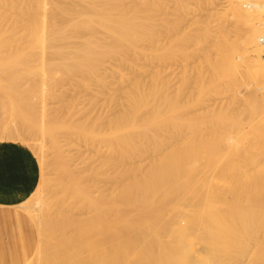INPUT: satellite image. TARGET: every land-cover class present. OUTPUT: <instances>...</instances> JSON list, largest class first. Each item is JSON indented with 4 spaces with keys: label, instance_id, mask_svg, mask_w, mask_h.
I'll return each instance as SVG.
<instances>
[{
    "label": "bare ground",
    "instance_id": "bare-ground-1",
    "mask_svg": "<svg viewBox=\"0 0 264 264\" xmlns=\"http://www.w3.org/2000/svg\"><path fill=\"white\" fill-rule=\"evenodd\" d=\"M4 1L5 3L7 2L8 7L11 5V3H9L11 0H2L3 3H1L3 6ZM31 1L28 2L26 6L33 5L34 7H31L32 10L28 8L29 11L27 10L26 14L19 8L20 6L17 5L19 8L17 13H23H19L21 15L17 17L13 14L10 18L13 19V23H15L14 20L20 17L19 20L16 19V21L18 20V22L21 23L20 25L18 23L17 26L25 29L21 30L24 35H19L21 33L17 31L16 33H18V35L14 32L15 38L11 39L10 36L9 38L7 37L9 33L8 30L0 29V36H2L0 39V46L11 47V45H21L23 54L20 53L21 57L19 60H23L22 62H24L25 65L26 63L32 65V63L27 61L32 60L33 55L30 56L31 50H34V55L39 52L35 56L37 59H39L38 55L40 52L42 54L44 53V57L47 53L48 55L46 57L52 54V56H50L51 60L49 58L44 59L50 60L49 62L46 60L48 63L54 61L53 63H56V67L54 66V68L57 69L53 68L54 64L51 66L44 64L47 66L44 67L46 71L43 69L44 73H46L44 76H46L47 73L49 75L46 76L47 78L43 77L46 79L43 82L44 86L39 85L38 88H45L47 86H45V84H49L52 80H58V82L62 84H60L62 87L60 90L62 91L64 88L63 91L68 89V92L71 89L69 88V81L67 82L65 78L63 80L67 83H63L64 81H62V78L66 77L65 75L67 74L65 73L71 74L70 71L77 73V71H75L76 68L80 74L79 76L72 75L71 78H74L75 81H73L75 83L76 80H80L81 82H79L82 85L87 77H91L90 80L93 79L92 77H95L96 80H100V72H98L100 69L98 70L97 66H99V68L101 66V68L105 70L107 67H110L107 68V70L110 71L111 66L112 68L118 66V64L113 66L109 62L110 60L113 59L115 61L113 62L112 60V63L122 60L125 61L132 43L140 39L143 33V16H133V12L136 11V14L138 12L137 7L133 6V9L129 8L130 6L126 3V0H74L75 2L70 0L71 3L74 2L72 5H70L71 3L69 0H65V2L64 0ZM14 2H16V4L17 2L20 3V1L16 0H14ZM68 2L70 4H68ZM1 3V9L5 10L4 8H6V6L3 8ZM20 5H22V3H20ZM41 5L45 8L47 15L43 14L45 10L40 9ZM229 5L233 8L241 22L242 32L240 34V40H242L244 49L240 56L243 63H245L248 69L255 71L259 70L264 73V0H229ZM21 7L22 9L24 8L23 5ZM139 8L140 7H138V10ZM69 15L71 17H69ZM7 16L9 15L5 11L2 12V10H0V19L3 18L6 20L5 18ZM3 19L0 21V26L4 22ZM10 19H8V21L6 20L5 23H7V25L12 24V22L10 23ZM20 28L18 29L20 30ZM11 29L16 30L15 28H10V30ZM26 31L28 32L25 33ZM99 34L102 35L99 36ZM23 41L24 43H22ZM17 48L19 50V47ZM26 48V52H28L27 54H29L30 57L25 53ZM0 50V56L2 55L1 57H5V49ZM49 51L51 52L50 55ZM14 52V56L16 54L17 56L19 55L16 53L18 52L17 50ZM42 54L41 56H43ZM102 54H108V56H110V60H107L108 65L111 64L110 66H103L104 64L106 66L107 63H105V55L104 62ZM1 57L0 59H4V61L0 60V64L13 60L11 55H9L10 60H5L6 57ZM24 57L28 59H24ZM99 58H102L103 61H100L101 65L98 64ZM43 60H40V62ZM9 62L7 64H9ZM16 62L18 61H14V64L12 63L14 68L18 67L20 69L21 66L23 67V65H20V67L16 65ZM66 62L71 63L66 67ZM57 63L61 67L63 66L64 72L61 71L62 74L64 73L65 75L59 74L61 72H59L60 69ZM12 64L10 63V65H8L10 66L9 68H11ZM35 64L34 62L33 65L37 67ZM40 64H42V62ZM40 64L38 62V65ZM96 64L98 65L96 66ZM8 66L5 64L6 68ZM92 66H96V68L94 69ZM1 67L3 69V66ZM30 67L26 65L25 70L29 68L35 73L34 68L38 69V72L41 66L38 68ZM50 67L52 70L48 69ZM89 67L93 69H89ZM29 69L27 70L28 72ZM47 69L50 73L55 70L56 75L55 72L51 75ZM80 69L82 73L79 72ZM116 69H118V67H116ZM56 70H58L59 73ZM114 70L111 69V72H114ZM119 70H117V72ZM21 71H24V68H22ZM13 72L14 71H11V73ZM39 72L43 73V71ZM117 72L115 71L114 73ZM86 73L87 76H85ZM5 74L6 73H4V75ZM36 74L37 73L34 75L32 73L31 77L40 78V80H42V76L40 77ZM4 75L2 74V77ZM53 75L62 76V78L59 79L57 77V79L55 76L52 78ZM80 75H82V77L78 79ZM49 76L52 79L49 80ZM31 77L29 76V78L33 80ZM4 80H6L4 85L8 84V79ZM1 81H3V79ZM56 81H53L55 85H59ZM53 82L51 85H54ZM33 83L34 80L30 82L29 85H31L34 90V88H36L35 86L38 85H36L35 81L34 86H32ZM15 85H18L17 82ZM55 85L52 87L54 90L57 87H55ZM73 85L71 84L70 87H74L77 83ZM172 85L176 87L172 89V87H174ZM233 85L227 87V90H229L228 92L233 91L234 93V89L238 92V89L241 88V86H237L238 84ZM3 86L0 85V88ZM24 86H21V88L23 89ZM63 86H68V88L65 89ZM25 88L28 93L32 90L29 86ZM28 88H30V90ZM247 88H249V86H247ZM46 89L42 90L46 91V93L49 92ZM4 90L5 88L3 87L1 91L4 92ZM56 90L59 91L58 88ZM180 90V86H177L176 83H171L170 85L168 81L163 82L162 107L164 110L162 115H157L153 119V123L156 124V127H161L160 125L163 119L169 115L171 119L174 120L172 123L173 127L178 125L179 121L176 113H178L186 103V99L183 101L180 98L183 94ZM10 91H8L9 93H5L7 95L9 94V97L11 96ZM40 91L37 93L39 94ZM61 91H59V94L63 92ZM240 91L242 90L240 89ZM20 92L19 94L21 95ZM237 92H235L234 95L238 98ZM2 93L1 95L3 96ZM37 93H35V95H37ZM241 93L238 92V95ZM16 94L17 92H15V96ZM53 94L54 98H57V95H59L57 92H53ZM62 94L64 95V93ZM62 94L59 96L61 97ZM26 95L27 98L31 100L32 95L30 97H28V94H25V96ZM41 95L42 93L40 94V98ZM53 96L50 97L53 98ZM9 97L5 98L8 100ZM60 97L58 101L62 99ZM1 98L3 99V97ZM45 99L47 98L45 97ZM77 99L80 100V98H76L75 100L77 102ZM242 99L244 100L242 109L233 114L231 118L220 116L211 122L210 120L206 121L208 117L205 113L209 112V110L206 111V107H200L201 110L205 108L202 111H200L199 108H193L194 112H196L193 116V125H196V129L199 128L197 131H200L201 134L204 131H207L206 133L209 134L208 137L205 132V135H200L201 141L209 142V140H213L218 144L225 145L227 149H229L228 147H230V144H234L235 140V144H237L239 140L235 139L234 135L233 137H231L232 135L230 137L228 135L219 137L217 135L218 131H221L223 128H230V132L241 130L244 128L243 114L246 112L250 113L252 115V121V117H254L257 122L256 125H253L255 128L253 131L254 135L248 142L250 148L246 149L247 151L250 149L256 151L254 156L255 166L251 171L241 172L240 168L236 169L235 165L231 167L232 169L229 172L226 170L224 171V164L222 163L224 158H219L218 155L220 151H217L216 156L220 160L218 161V172L215 177H143L142 179H135V181L118 182V184H114L110 187L109 192L104 195L102 201L103 205H101V199L98 194L99 189L95 184L91 183L89 177L95 174V166L83 158L76 163V161H74L75 159L73 160L72 157L75 163V165L72 166H76L79 176L75 174L76 177H74V174L72 175V183L71 185L65 186L63 190L65 195L62 196L63 198H60L58 195L60 194L59 189L56 184H53L54 181L50 179L52 183L50 182L51 184L49 185L46 182V185H49L45 186L47 187L46 189H43L42 186L39 185L27 200L18 205L35 224L38 225L39 223V238L36 251L41 257L38 260V264H55V262H57V264H264V84L258 85L253 92H248ZM24 100L20 101L22 104L18 103V105L20 104L23 108L25 106L23 103L27 102L28 99H26V101ZM75 100L70 101V99H67V112L64 111L65 114L61 113L53 116L50 114L48 116L46 114L48 113V104H45L43 100L41 102L42 105L44 103L43 106L41 105V120H39L40 122H35V117L32 116L34 122L38 124L36 126L30 124V132L41 134L40 136H42L44 140L46 139V141L50 142V145H56V143L60 141V134L67 135L72 143L73 140L76 139L75 137H80L83 132L87 131V127L90 125V123L79 119L80 117L78 114L82 113L80 112L82 109L77 106L78 103H76ZM0 102H2L1 106L5 103L4 100ZM59 102L62 103L61 100ZM8 103L10 104V102ZM60 105L61 104L58 106L60 107ZM23 108L21 110L22 112L24 111ZM82 108L84 109V107ZM4 109H6V106H4L3 110ZM16 110H18V107ZM49 111L51 112V110ZM22 114L20 115L22 116ZM131 115L132 112L129 110V107L125 105L122 106L120 113L109 115L107 121L109 128L112 130H123L135 124L131 122ZM161 116H163V118ZM36 119L40 118L37 117ZM15 123L16 125L19 124L18 122ZM146 124L150 126V120L147 119ZM18 126H16V129L18 128L19 131L17 130L15 133H13V130V132H11L12 128L6 130L5 128L7 127H5L4 131L0 133V139L3 135L7 138L10 134L12 135V139H8L16 140V138H21L23 135L17 136L15 139V136H13V134L18 133L25 134L24 131L26 130L22 128L24 130L21 131ZM5 131L11 133H5ZM29 134L28 132L27 135L30 136ZM26 137L21 140L29 139V137ZM31 138L32 137H30V142ZM36 139L33 137L32 141ZM34 141L33 143L31 142L32 147L35 145V148L33 147L34 150L38 149V155H40L41 152L42 158L44 157L45 159V161H43V159L41 160L46 162L47 156L45 152L47 151L44 148L43 141L41 142L42 146L41 144L39 146L40 152L39 148H36V146L38 147L37 143ZM66 142L65 140V143ZM74 142H76V140H74ZM74 146L75 145H73V147ZM72 156L75 155L72 154ZM76 158L78 160L80 159L78 157ZM250 158L251 157L246 156L243 160L246 167L251 164ZM73 161H69L68 159L67 162L73 163ZM60 162V166H62L63 160ZM68 163L66 165H69ZM63 168L66 167L63 166ZM63 168H61V170ZM69 168L70 167L67 166V169ZM75 172L77 171L75 170L72 173ZM67 174L68 173H66V175ZM69 174H71V172H69ZM65 181L68 182V179ZM164 183H167V185L170 184L171 186L162 188ZM172 184H174L175 187L172 186ZM159 185L161 188H159ZM170 187L175 188L176 200H180L183 194L190 195L186 202H183L184 204L166 202V198L170 197L172 194ZM46 190V194L49 193L48 197L44 194ZM62 194L63 193L60 195ZM85 197L86 202L83 203L82 199ZM32 198L35 200L34 204L30 203ZM163 200H165V202H163ZM44 202L46 203L45 205H43ZM62 204L63 208H61ZM58 215L60 220L56 218ZM13 217L16 218L17 216ZM19 219L21 218L19 217ZM7 259L9 260V258ZM57 260H60V262Z\"/></svg>",
    "mask_w": 264,
    "mask_h": 264
},
{
    "label": "rangeland",
    "instance_id": "rangeland-1",
    "mask_svg": "<svg viewBox=\"0 0 264 264\" xmlns=\"http://www.w3.org/2000/svg\"><path fill=\"white\" fill-rule=\"evenodd\" d=\"M16 1H20L24 8L22 9V5H20V3L18 2L16 4L14 0L13 3L12 0L11 2H9L11 3L9 8L7 2L5 3L4 1L3 6V2L2 0H0V3L2 2L1 5L3 6V8L6 6V8L8 9L7 11L6 8H4L5 10H3L0 7V10H2V12L5 11L9 15L5 18L7 21L13 16V14H15V16L17 17L18 15H21L19 13H26L28 8H30L29 10H32L31 7H34L33 5H28L29 7L26 6V4H28V2H30L31 0ZM126 1V3L130 6L129 8L133 9L134 7H137L138 12L137 14L136 11L133 12V16H143L144 18V28L140 39H137L132 43V46L130 47L127 54V59L125 61L122 60L116 63H112L113 59L110 60V56H108V54H104L106 57L105 62L104 55L102 54L105 63H107V60L109 59L110 61H108L113 66H116L115 64H118V66H116L118 67V69H116V67L112 68L111 66L112 70L115 69L114 72H117V70L119 69L120 70L117 73H114L112 71V73L111 69L110 71L107 70V68H110L107 66L111 65H108V63L106 66L105 64L103 65L104 67H107L106 70L104 68H101V66L99 68V66L97 65H101L100 61H102V58H99L100 60L99 62L97 61L98 64H96V66L98 70L100 69L98 71L101 75H99L100 80H96L95 77H92L93 79L90 80L91 77H87L84 84L81 85V81L79 80V82L76 80L77 85H75V80L71 77L72 75L79 76L80 73H78L77 68L74 69L75 71H77L78 75L77 73L70 71L71 74L65 73L67 74L65 75L63 73L66 76L63 78L62 76H55V70L50 73L48 69H52L51 67L48 68L47 71L51 75L55 72V75H53L52 78L54 76L55 78H62V81H64L63 83H67L69 81V88L71 89L67 92L68 86H63L67 90L63 91V88L62 92L60 90L62 89V87L60 86L61 83H59L58 80H52V82L56 81L59 84L55 85V83L53 82L55 87L57 86L55 90L58 88L59 91L64 93V95L66 94L65 96L62 93L59 94V91L56 90V92L59 95L62 94V96L60 97L56 94L58 97L54 98L53 95L55 94H53V92H56L54 88H52L54 87V85H51L52 82H50L49 84H45V86L47 85L50 88L47 86L45 88H38L39 85L42 86L44 84V80H46L43 77L47 78L46 76L49 75L47 73V75L44 76L46 74L44 73V70L46 69H44V67H47L45 65L48 64L51 66L54 64V61L48 63L51 60L50 56H52L50 51L49 55H51L49 57H46L48 53L44 57V53L42 54L40 52V54L38 55L39 59H37L35 56L39 52L35 53L34 55V50H31L30 56L33 55V61L27 60L29 61V63H32V65L26 63L28 67H30V65L33 68L36 67L33 65L34 62L36 63L35 65H37L36 68L41 66L39 68V71H43V73H40L38 71V74V69L34 68L35 73H37L36 75L40 77L42 76V80H40V78L31 77L32 73L35 75L34 71L29 68L25 70V63L22 62L23 60H19V58L21 57L20 55L23 54V48L21 47V45H11V47L0 46V49H5L6 53L4 52V54L6 58L3 56L5 60L9 59V55L13 57L12 61L10 59V62L6 61L7 63L9 62V64H0V79H3V81L0 80V85L3 86L6 82V80L4 79H8V84H6L7 88L6 85L3 86L5 88L4 92L1 91L3 87L0 88V95L3 92V96L1 95L0 99L4 100V102L6 103V105L4 103V105L1 106L2 102H0V133L4 131L5 127H7L5 128L6 130H10L12 128L11 132L14 131L13 133H15V131L18 130V128L16 129V126L18 125L21 131H23L24 129L26 130L24 131L26 135L19 133L13 134V136H15L14 139L17 136L25 135L24 137L22 136L19 139L16 138V140H11V132L9 133V131H5V133H9L11 137L8 134L9 137L5 138L6 136L2 134L4 138L2 136L3 139L1 138L2 140L0 139V141H17L27 145L30 149H32V151L38 158L39 165L41 168V179L39 185H41L43 189H46L47 187L45 186H49L52 181H54L53 184H56L57 188L59 189V193H63L62 195L58 194L60 198H63L62 196L65 195L63 192L65 186L71 185L73 180L72 175L74 174V177L78 175V170L76 169V166H72L75 165L74 161H76L77 163L82 158L85 159L87 162L91 163L96 168L95 174L90 175L89 177L91 179V183L95 184L99 189L98 194L101 199V205H103L102 201L104 195L109 192L110 187H112L114 184H118V182L123 183L126 181H135V179H142L143 177H215L217 176L218 172V161L221 157L224 158V160L222 159V163L224 164V171L226 170L229 172L232 169L231 167L233 165L236 166V169L240 168L241 172L249 170L251 171L255 166L254 156L256 151L254 149H250L249 151H247L246 149L250 148L248 142L249 139L252 138L254 135L253 131L255 128L253 127V125H256L257 122L255 121L254 117H252V121V115L250 113L246 112L243 114L244 128H242L241 130H238L237 132H230V128H223L221 129V131H218L217 135L219 137H225L226 135H228L229 137L232 135L231 137H233L234 135L235 139L239 140V143L237 144H235V140V145L230 144L232 143L230 142V147H228L229 149H227L225 145L218 144L213 140H209V142L201 141L200 135H205L207 131H204L205 133L203 132L201 134L200 131H197V129L199 128L196 129V125H193V116L196 113L194 112L193 108H199L200 111H202L205 108L201 110L200 107H206V111L209 110V112L205 113L208 117L206 121L210 120L211 122L212 120L220 116L231 118L233 114L237 113V111L242 109L244 104V100L242 99L243 96L245 97L250 91L253 92V90L257 88L258 85L264 84V73L259 70L255 71L248 69V67L245 65V63H243L241 59L240 55L242 54L244 49L242 40H240V34L242 32V28L240 25L241 22L237 14L234 12L233 8H231V6L229 5V0ZM70 3L68 2V4ZM73 3H71L70 5H72ZM17 5L20 6L19 8L23 12L17 13L19 11ZM42 7L43 6L41 5L40 9L45 10V8ZM138 7H140L139 10L142 13L138 10ZM46 13L47 12L45 10L43 14L47 15ZM69 17L71 16L69 15ZM16 19L19 20L20 17ZM16 19L14 20L16 24L13 23V19H10V23L12 22V24L10 25H7V23H5L6 20L3 19L4 22L0 26L1 30H8V38L9 36L11 37V39L15 38L14 34L17 31L21 33L19 35H24L22 34L23 31L21 32L23 28L17 26L19 22L18 20L16 21ZM20 24L21 23H19V25ZM5 25H7L8 27ZM10 28H15L16 30H10ZM18 28H20V30ZM27 32L28 31H26L25 33ZM16 34L18 35V33ZM100 35L102 34H99V36ZM1 37L2 36H0V39ZM22 43H24V41ZM17 47H19V50ZM20 47L22 48V50ZM10 48H13L14 51L17 50L18 52L16 53H18L19 55L17 56L16 54L14 56L15 52L13 51V49L11 50ZM26 50L27 48L25 49V53L27 54L28 52H26ZM41 54L43 56H41ZM27 55L29 56V54ZM25 58L28 59L27 57H24V59ZM35 58L37 59V61ZM44 58H49L50 60L48 61V59H46L48 61L46 62ZM40 60H43L41 61L42 64H40ZM1 61H4V59ZM14 61L19 62L15 63L16 65H19V67L20 65H23V67L21 66L20 69L22 70V68H24V71H21L18 67L14 68ZM38 62L40 65H38ZM113 62L115 61L113 60ZM10 63H13V66L11 65V68H9L10 66H8L10 65ZM70 63L66 62L65 66H69ZM5 64L8 66L7 68L5 67ZM55 64L53 65V68ZM1 66H3V69ZM57 66L60 69L59 72L61 73L58 72L59 69L56 71L61 75L62 71L64 72V68H62L63 66L61 67L58 63ZM96 66L92 67L95 69ZM92 67H89V69H93ZM28 69L29 72L27 71ZM80 70L79 72L82 73V70ZM11 71L14 72L11 73ZM2 72L6 73V77ZM24 72L26 75L24 74ZM22 73L26 77H22ZM2 74L4 75L3 77ZM29 76L34 80V83L36 81V85H38L35 86L36 88H34V90L37 89L35 91L31 87V85H29L30 82H33V80L29 78ZM85 76H87V73L85 74ZM81 77L82 75H80L78 79H81ZM52 78H50L49 76L48 79L50 80ZM63 79H65L67 82H65V80ZM39 81H41L42 83ZM164 81L170 82V85L171 83H176L177 86H180V91L183 92L180 98L183 101L186 99L184 107H182L181 110L176 113L177 119L179 121L176 127H173L172 123L174 122V120L171 119L170 115L163 119L160 125L161 127H156V124L153 123V119L157 115L163 114L164 109L162 107V85ZM16 82L18 85H15ZM34 83L32 86H34ZM71 84H74L75 86L73 85L74 87H70ZM233 84H238L237 86H241L240 89L242 91L238 89V92H242L240 95H238V92L234 89V93L237 92L238 98L234 95L233 91L228 92L229 90H227V87ZM26 85L32 89V92L29 91L30 93H28V91L25 90V87H27ZM21 86H24L23 89L26 93L21 88ZM172 86H174L172 87V89L176 87L175 85ZM247 86H249L250 89L247 88ZM30 88L28 89L30 90ZM38 89H40L41 91ZM42 89H46L50 93L47 92V94L46 91H43ZM8 91H10V97L9 94H5L9 93ZM38 91L42 93L41 98V93L39 92L38 94ZM15 92H17V97L15 96ZM19 92L21 93V95L19 94ZM24 93L28 94V97L32 95L31 100H29V98H27V95L25 96ZM35 93H37L38 96L35 95ZM36 96L40 99V101ZM50 96H53V98ZM1 97H3V99ZM5 97H9V101ZM45 97L47 99H45ZM59 97L62 98L60 99L62 103L59 102L60 100L58 101ZM76 98H80V100L77 99V102L75 100ZM26 99L28 100L27 102H24L25 104L23 103V105H25L24 108L20 104L18 105V103H21L20 101H26ZM63 99L64 101L66 100L65 103ZM67 99H70V101L75 100V102L78 103L77 106L82 109L80 110V112L82 113L78 114L80 117L79 119L90 123L89 127H87L86 132H83L80 137L78 135V137H75L76 139L74 140H76V142H74L73 140V145H75L74 147L72 145L73 142H70L71 140L68 138L67 135L60 134V141L56 143V145H50L51 143L46 141V139L44 140L42 136H40L41 134L39 135L37 132H32L34 133L32 134L30 132L31 125L36 126L38 123L36 124L35 122H40L39 120H41V109L44 103L48 104V113L46 114L48 116L49 114L53 116L55 114L64 113V111L67 112ZM43 100L44 103L42 105L41 102ZM45 100L48 101L46 102ZM8 102H10V104ZM15 103L16 106L18 105V110H16L17 107L15 106ZM59 104H61V108L58 106ZM124 105L129 107V110L132 112L130 118L131 122L135 124L130 125L128 128H125L123 130L110 129L107 122L109 119V115L120 113L122 110V106ZM4 106H6V109L3 110ZM21 107L24 109L23 112L21 111ZM82 107H84V109ZM56 109H58L60 112ZM49 110H51V112ZM20 114H22V116ZM32 116L35 117V122ZM37 117L40 119H36ZM161 117L163 118V116ZM147 119L150 120V126L146 124ZM15 122H18L19 124L17 123L18 125H16ZM11 124L13 125V127ZM28 132L30 133V136L27 135ZM33 135H35L36 137ZM26 136L29 137V139ZM206 136L208 137L209 134L206 133ZM25 137L27 139L21 140ZM30 137H32V143L34 141H32L33 137L34 139L37 138V141L35 140L34 142L37 143L38 147L36 146V148H39V152L40 144L42 146L43 143V145L45 146L44 148L47 151L45 152L47 156L46 162H43L45 161V159L44 157L42 158V153L40 152V155H38V149H36L37 152L36 150H34V144V148L32 147ZM65 140L67 141L66 143ZM56 146L60 148H57ZM70 151L75 156H72ZM217 151H220V154L218 155L219 158L216 156ZM54 153H56L57 155ZM246 156L251 157V164L248 167H246L243 162ZM72 157L73 160L75 159L74 161L72 160ZM76 157L80 159L78 160ZM41 159H43V161ZM68 159L69 161H73V163H68ZM62 160L63 164L62 166H60V161ZM67 163L69 165H66ZM63 166L66 168H63ZM67 166L70 168L67 169ZM60 167L63 169L61 170ZM73 170H76L77 172L72 173L74 172ZM68 171L71 172V174H69ZM66 173H68L67 175L69 176H67ZM50 179H52V181ZM67 179L68 182L65 181ZM64 181L66 184L64 183ZM46 182L49 185H46ZM167 186L171 185H167V183H164V186L162 188H165ZM172 186L175 187L174 184H172ZM159 188H161L160 185ZM170 188L172 190V194L170 195V197L166 198V202L168 203L182 204L183 202L185 203L190 196L189 194H183L180 200H176L175 188ZM46 193L47 190L44 192V194L46 195V197H48L49 193ZM82 201L83 203H85L86 197L83 198ZM163 202H165V200H163ZM30 203H35L34 198L30 200ZM45 204L46 203L44 202L43 205ZM61 208H63V204ZM58 217L59 215L56 218L60 220V218ZM40 257L41 255H39L36 251L27 264H38V260ZM57 261L60 262V260ZM55 264H57V262H55Z\"/></svg>",
    "mask_w": 264,
    "mask_h": 264
},
{
    "label": "crops",
    "instance_id": "crops-1",
    "mask_svg": "<svg viewBox=\"0 0 264 264\" xmlns=\"http://www.w3.org/2000/svg\"><path fill=\"white\" fill-rule=\"evenodd\" d=\"M40 179L32 149L17 141H0V264H27L37 250L38 227L18 205L32 195Z\"/></svg>",
    "mask_w": 264,
    "mask_h": 264
}]
</instances>
